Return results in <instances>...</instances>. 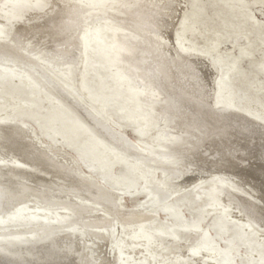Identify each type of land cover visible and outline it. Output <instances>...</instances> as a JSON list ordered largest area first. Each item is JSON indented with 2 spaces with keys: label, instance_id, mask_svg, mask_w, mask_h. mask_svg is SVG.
<instances>
[{
  "label": "rangeland",
  "instance_id": "obj_1",
  "mask_svg": "<svg viewBox=\"0 0 264 264\" xmlns=\"http://www.w3.org/2000/svg\"><path fill=\"white\" fill-rule=\"evenodd\" d=\"M13 1L0 0V122L4 125L13 122L26 128L41 146L55 145L63 149L72 156L74 163H78L79 173L84 178L97 182L100 187L117 191L119 197L117 207L113 206L117 209L107 205L100 207L87 201L84 194L67 196L60 190H55V195L64 198L63 204L61 201L53 208L42 203L19 204L11 210L13 212L0 216V254L12 255L4 250L7 244L45 243L59 234H81L84 252L95 264L97 238L87 228L88 215L81 210L82 204L86 203L97 207L99 215L110 220L112 226L104 231H107L110 244L107 249L117 254L120 264H261L260 260L264 261V226L257 225V218L252 220L250 214H245L249 226L242 228L243 222L216 208L213 201L218 200L217 189L222 184L220 179L232 178L234 183L245 185L246 190H236L253 202L256 200L251 198L249 192L254 195L255 185L264 184L262 181L258 183L254 176L247 182L237 176L256 162L261 167L260 173L264 171V0H248L250 3L245 9H240L232 0H199L211 26L208 30L202 18H196L199 26L193 30L194 20L189 16L196 8L201 10L199 4H194L196 0H18L16 7ZM39 2L48 3L49 13L31 9ZM165 3L178 7L179 18L174 20L173 25L163 21V16L171 13ZM52 4L53 8L50 9ZM246 15L250 17L247 19ZM219 16L241 26L244 31L220 40L214 49L213 44L220 31ZM15 21L19 22L18 25L28 24L33 28L20 27L17 37H14ZM111 28H119L130 37L131 42L123 53ZM247 33L253 42L250 50L254 62L249 55L241 56L247 47ZM144 38L152 43L141 45L139 42L145 41ZM237 57L240 58L239 69L244 76L234 77L231 72L232 83L229 86L220 84L228 75L231 62ZM87 61L89 66L86 65ZM100 65L112 66L111 87H121L124 97L137 94V98L122 107L109 101L98 107L85 78L96 74ZM75 66L80 68L76 70ZM170 70L176 77H185L192 83L196 100H184V90L180 91L177 85L171 83ZM60 88L75 98L80 107L103 119L111 131L148 158L153 164L150 175L145 169L132 168L131 160L126 157H115L113 153L118 151L116 145L109 144L108 140L103 141L108 144V149L99 152L96 145L101 137L93 139L84 122H80V129L74 131L70 119H79L64 105L68 99ZM247 88L249 92L244 96ZM247 99L254 101L253 107ZM232 108L244 118L228 120L231 122L225 120V123L220 122L225 125H218V114L215 112ZM54 110L64 111L65 115ZM66 112L70 113L71 118ZM222 117L223 114H220L219 118ZM256 122L258 127H254ZM219 126L224 130L217 128ZM139 127L143 128L144 138L136 133ZM204 131L210 132L202 136ZM199 140L204 141L199 152L225 150L233 166L224 160L210 167L205 178L207 183L199 181V178L182 195H149L151 180L153 184L165 185L169 177L158 169L160 164L155 163L157 158L152 151L158 153L160 148H171L162 152L166 157L160 158L169 167L175 158L180 157L175 153V148H186L190 142ZM9 164L0 162V167L9 170ZM86 165L96 169L98 175ZM184 165L189 166L187 162ZM19 166L25 167L21 162L14 163L13 167L18 169ZM191 169L194 171L198 168ZM256 194L264 199L261 190ZM229 202L239 205V209H245L238 201L230 198ZM256 205L264 206L260 203ZM116 210L152 215L147 224L144 222L148 242L146 240L140 245L144 251H151L148 259L141 255V258L125 255L120 248L123 230ZM260 211L258 209L257 212ZM261 215L264 216V212ZM17 223L27 228L12 231L10 226H6ZM73 224L75 227H65ZM34 226L39 229H31ZM137 236L140 235L135 233L134 237ZM136 243L133 246L138 248ZM191 251L193 253L188 256L189 259L182 257ZM158 255L161 256L160 263L152 258ZM14 256L18 257L19 254Z\"/></svg>",
  "mask_w": 264,
  "mask_h": 264
},
{
  "label": "bare ground",
  "instance_id": "obj_2",
  "mask_svg": "<svg viewBox=\"0 0 264 264\" xmlns=\"http://www.w3.org/2000/svg\"><path fill=\"white\" fill-rule=\"evenodd\" d=\"M232 1H234L233 3L235 5L240 6V9H242V8L245 9L246 5L249 6V3H250L248 0H232ZM16 2H18V0L13 1V4H15L14 5L15 7L17 6ZM194 4H199L202 11L200 10V8L197 9L195 7L196 8L195 12L193 13V15L189 16V17H191V19L194 20V24H193L194 29L193 30L197 29L199 26L198 23L196 22L197 21L196 18H199V20L202 18L203 19L202 23L204 25H207L206 26L207 30L210 29L211 26L208 24L209 20L207 19V16H205L204 7L201 6V3L199 0H196L194 2ZM165 5H167L169 7V11H171V13L170 14L168 13V14H166V16H163V19H164L163 21L164 22L166 21L170 25H173L174 20H176V18L178 17L177 16L178 11H179L178 7H175L171 3H165ZM48 6H49L48 3H46V2H39L34 7H32L31 9L34 10V12L49 13L48 12L49 11ZM230 7H233V6H230ZM51 8H53V4L51 5L50 9ZM238 9H239V7H238ZM34 14H36V13H34ZM245 14H243V15H245ZM249 17L247 16V19ZM222 18H221V22L219 25V27H220L219 34L217 36L215 43L213 44L214 49H216L217 44L220 40L225 39V38H230L233 35L242 34L241 32L244 31V29L241 26H237V24L234 25L232 22L226 21V20H224L225 18H223V19ZM13 19H17V17H14ZM186 19H188V17ZM17 22L18 21H15V23H14V25H17L15 27L16 30L14 33V37L17 34V30L21 29L20 27L26 26L29 29L33 28L32 26H30L28 24L18 25V23L19 22L21 23L22 20L19 21L18 23ZM77 24H78V21H77ZM26 29L27 28H25V30ZM110 30L113 31V37L119 41L120 48H121L122 53H123V50L126 48V45L129 44V42H131L130 37H128V35L125 34V32L123 30L121 31V29H119V28L118 29L117 28L116 29L111 28ZM25 32H27V31H25ZM65 37H66V34H65ZM144 40L145 41L142 40L139 43L141 45L142 44L146 45V43H148V42H150V44L152 43V41L150 39L144 38ZM245 40L247 43V47L245 50L242 51L241 56H248L249 55L250 58L252 59V61L254 62V60L252 58L253 55H252V52L250 50L251 46H253V44H252L253 42H252V38L249 35V33L245 34ZM41 42H43V41H41ZM39 44H41V43H39ZM39 48H40V46H39ZM2 51H3V49H2ZM145 51H146V49H145ZM1 55H2V53H1ZM7 57H9V56H7ZM19 58L21 59V57H19ZM229 58H231V57H229ZM237 58L231 62L230 66L228 68V75L226 76L225 79H223L221 81L220 84L225 85V86H229L230 85L229 83H232L231 77L229 74L231 72L234 73V74H232V76H234V77L235 76H237V77L244 76L243 72L239 69L240 58H238V59ZM15 59H16V57H15ZM145 59L144 60L147 61L146 57H145ZM68 62H70V61H68ZM86 65L89 66L88 61H87ZM109 66L110 65H108V66H106V65L101 66L100 65L99 68L96 70V74L90 75V76L85 78V82H86L88 89L91 90L92 95H94V98H96V100H97V106L98 107L102 106V104H104L105 101H109L112 105H116L119 107L124 106V104H126L127 102H133L134 99L137 98V94H129L128 96L124 97V94L122 92L121 87L115 88V87H111L109 85V81H110L109 79L111 78L110 76L112 74V71H111L112 66H110V67ZM76 68L78 69L80 67L75 66L74 69H76ZM146 69L148 70L149 68H146ZM70 73L72 74V72H70ZM171 74H172L171 78H170L171 83H174L175 86L177 85L178 88H180V91L184 90L182 93L184 100H190L192 98L194 100H196L197 96L195 95V89H194L192 83L189 82L185 77L184 78L183 77L181 78L178 76L176 77V75L172 71H171ZM72 78H74V77H72ZM94 78H96V79H94ZM147 78H148V76H147ZM181 87H183V88L181 89ZM217 87L220 88L221 85L220 86L217 85ZM47 88H48V86H47ZM248 88L244 90V96H245V94H247L249 92ZM62 90H63V92H62ZM60 92H62V94H64V97H66L68 99L67 100L68 102H65L64 101L65 98L63 97L64 99H62V100H63V102H65L64 105L67 106L68 110L71 111V113L74 112L73 114H76L78 117V118L77 117L76 118L79 119V120H75L74 119L75 117L73 116L74 118L72 120V118L70 117L71 116L70 113L68 114V112H66V115H68L69 118H71L70 120L74 124L73 125L75 127L74 131H77L80 129V124H81L80 122H84L86 124V126L88 127L89 131L91 132L93 139H95L96 137H101V139H98L99 144L96 145V148L98 149L99 152H104V149H108V147H109L108 144L103 142L105 140L106 141L108 140L109 144L116 145V149L118 151L116 153H113V154H115V157H117V155H121L122 157H126L127 159L131 160L130 161L131 164L133 162L135 163L133 165L130 164V166H133L132 168H135V166H136V167H139L140 170H141V168L145 169V170H147V175L148 176L150 175V173L152 171L151 167L153 166V164H151V161L148 158H146L140 152H138L137 149L133 145H130L126 140L119 137V135H117L115 132L111 131L109 129V127L105 124L103 119H100L94 113L88 111V109L85 110L84 108L80 107V105L78 104V101L75 98H72V96L67 91H65L64 89H61ZM60 92H58V93H60ZM62 96L63 95H61V97ZM140 98H142V96ZM219 98H221V97H219ZM145 100H148V98H145ZM246 101L249 102L250 104H252V107L254 106L253 100L247 99ZM184 107H185V105H184ZM54 111L56 113H59L60 115H63V114L65 115L64 111H58V110H54ZM191 111H193V109H191ZM215 114H218V116H216L218 118V121H219V123L217 122L218 125H225V124H223V123H225V122H223L225 120L227 122L228 120H236V119L244 118L243 116H241L240 113L235 111V108L234 109L233 108L232 109H226L225 111H222L221 113L215 112ZM220 114L221 115L223 114V116H224V117H222V119L219 118ZM184 118L187 119V117H184ZM220 122H223V123H220ZM228 122H231V121H228ZM233 123L238 124L235 121ZM254 124H255L254 127H258L257 122ZM177 127H179V124ZM217 128L220 129L221 126H219ZM217 128H215V129H217ZM221 130H224V129L221 128ZM210 131H204V134L202 136H206ZM225 131H227V130H225ZM28 132L29 131L26 128H21L18 124H15L13 122H8L5 125L2 123L0 124V162H5L7 164L11 163V164H9V167L11 166L9 168V170H5V169L3 170L0 167V216L1 215L5 216L11 210H13L14 207L19 206V204H22V203L25 204V202H28V203L33 202L36 204L42 203V205H44V206H47V207L51 206L53 208L54 205H56V204L58 205V203L60 204L62 199H64L61 196L60 197L56 196L55 190L56 191L60 190L62 194H66L67 196H68V194H70V196L72 194H84L87 201H92V202L98 204L100 207L102 205H107V206L112 207V208H114L113 206L117 207L116 203H117V200L119 197V193H117V191L108 190L106 188L100 187V184H98L97 182H95L91 179H88V178H84L81 175V173H79L78 163H74L72 161L73 158L69 153H66L65 151L63 152V149H60V148L56 147L55 145L41 146L40 142H38V140H36V138L33 137L32 132H29V133ZM97 132H100L102 134V136ZM136 133L138 135H140L141 138L145 137V134H144L142 127L137 128ZM232 136H234V134ZM233 139H234V137H233ZM233 139L231 140V142L234 141ZM235 140H236V137H235ZM203 142H202V140L201 141L200 140L199 141H192L188 144V146L186 148L185 147L175 148L174 149L175 153L179 154L180 157L175 158L174 162H172L173 164H171V166H169V167H167L166 162L164 160H160V158L166 157L164 155V153H162V152H165L166 149H171V148H167V147L160 148L158 153H155L152 151L153 155H155V157L157 158L155 163L160 164L158 169H161L163 171V173L168 174L167 176H169V177L166 178L167 181H166L165 185L153 184V181L151 180L150 184H151L152 190L148 191L147 193L149 195H152V197L154 195H161V196L171 195V194L182 195V194L186 193L187 191H189V188L192 187L194 185V183L197 182L196 180H198L199 178H200L199 181H204V183H205L207 181V179L205 180V178H207V172L209 171L210 167H212L214 165L216 166L218 163H220L224 160H226L228 163L230 162L229 161V155L224 153L225 150H224V152L223 151L222 152L217 151L215 153H207V150L199 152L200 147H201ZM100 145H102L103 147ZM162 149H163V151H161ZM216 154H217V156H216ZM109 158L113 159L114 157L109 156ZM17 162H21L22 165H24L25 167L19 166L18 169H15L13 166H14V163H17ZM185 162L188 163V165H189L188 167L186 165H184ZM257 164H258V162H256L254 165H251L247 168H244L242 171H240V173L237 176H239L241 178V180H243V181L245 179V182H247L248 179H251V178L253 179V176H254L256 178V180H258V183H259V181H262L264 183V174H262L264 171L262 173H260L261 167H259V165H257ZM138 165H140V166H138ZM230 165L233 166V164H230ZM255 165H257L256 168H255ZM192 167H197L198 169L193 171V169H191ZM88 168L94 173H96V171H97L95 168H94L95 170H93V168H91V167H88ZM183 169H188V170L184 171ZM233 170L236 171V168H234ZM249 171H252V173H250ZM195 175L198 176V178H194ZM168 178H169V180H168ZM101 179L106 183L104 178L101 177ZM220 180H222V184L219 186V189H217V190H219L218 191V198H217L218 200L213 201V204L215 205V207L216 208L219 207L220 210L227 212V215L230 216L231 218H233V219L237 218L241 222H243L244 226L242 228H244L245 226H249V222H248L247 218L245 217L246 216L245 214H250L252 220H254V218H257V222H258L257 225H260L261 227L264 226V216L261 215L264 212V211L261 212L264 209V206L259 207L258 205H256L258 203L264 204V199L262 200L256 194L261 190V192L264 195V184H263V186H261L259 184L255 185V187H254L255 192L254 193L256 195L255 194L253 195L251 193V191L249 192L251 195V198L256 200V202L255 201L253 202L250 199H247L246 197L244 198L242 195L238 194V191L236 190V189H239L240 191H242L243 189L246 190L247 188L246 189L244 188L245 185H243L239 182L234 183V179H232V178H229V179L226 178V179H220ZM256 180H254V181H256ZM227 181H230L231 183H226ZM231 185H233V187H231ZM195 189L196 188H194V191H195ZM202 189H204V188H202ZM202 192H205V191H202ZM205 193H207V192H205ZM198 194L200 196L203 195L201 193H198ZM207 196H209V193L206 194V197ZM73 197H75V196L73 195ZM78 198H80V197H78ZM230 198L232 200H234L235 202L238 201V203L240 205H242L245 209H239V205H236V204L231 205L229 202ZM71 200H73V199H71ZM72 202H74V201H72ZM62 204H63V201H62ZM225 206H227V208H224ZM73 207H75V206H73ZM97 209H98L97 207L90 206L89 204H86V203H83L81 206L82 212H84V214L88 215V217L86 218V222H88L87 228H89L92 232H94L93 234L97 238V245H96L97 246V248H96L97 262L95 264H120V261H119L117 254H112L107 249V246L110 244H108L107 231L106 232H104V231L112 226V225L110 226V220L99 215ZM258 209H259V211H260V209H262L260 211L261 213L257 212ZM11 212H13V211H11ZM117 213H118L119 217L121 218L120 219V223H121L120 227L123 230V234H122L120 248L122 250H124V252H125L124 254L128 255V256H132L134 258H139L141 255L145 259H148V257H149L148 254L151 251H149V252L144 251L145 250V249L143 250L144 247L141 248V246L143 244L142 242L147 240V238H146L147 236L144 233V231H145L144 222H146V224H147V221L150 218H152V215H147V214L145 215V214H141V213H138V214L124 213V212H120L119 210L117 211ZM153 219H155V218H153ZM6 226H10L12 231H15V230L20 229V228L23 229L26 227L24 225L22 226L21 223L9 224ZM65 227L71 228V227H75V225L73 224V225H68ZM251 227H254V226H251ZM31 229L37 230V229H39V227L34 226ZM23 231H21V232H23ZM26 231H28V230H25V232ZM15 233H17V231ZM80 233H82V232H80ZM135 233H138V235H140V236L134 237ZM242 233H244L243 230H242ZM258 233H259V231H258ZM81 238H82L81 234L75 235V234L63 233V234H59L57 236H54L52 239H49L45 243H34V244L24 243V244H13V245L7 244L4 246L5 247L4 250H5V252L11 253L12 255L10 256L7 253H5L3 255L0 254V264H92L88 258V255L85 254V252H84V247H83L84 244H81V240H82ZM91 241H93V240H91ZM187 241H188V239H187ZM136 242H138L139 244H137ZM146 242H148V240ZM83 243H86V242H83ZM135 243L137 246H139L138 248L133 246V244H135ZM153 246H155V245H153ZM174 247H175V245H174ZM86 250H88V249H86ZM109 250H110V248H109ZM184 251H185V249H184ZM191 253H193V251H191L187 254L185 253V255H183L182 257H184L187 260V259H189L188 256ZM14 254L15 255L19 254V256L16 257V256H14ZM176 255H177V253H176ZM159 256L160 255H158V257H152V258H154V260L156 262L160 263L159 262ZM14 257H16V258H14ZM173 260H175V259H173ZM166 261H168V260H166ZM260 262H261V264H264V261L262 259L260 260ZM129 263H131V261Z\"/></svg>",
  "mask_w": 264,
  "mask_h": 264
},
{
  "label": "water",
  "instance_id": "obj_3",
  "mask_svg": "<svg viewBox=\"0 0 264 264\" xmlns=\"http://www.w3.org/2000/svg\"><path fill=\"white\" fill-rule=\"evenodd\" d=\"M97 133H99L101 136H102V134L100 133V132H97ZM140 136V135H139Z\"/></svg>",
  "mask_w": 264,
  "mask_h": 264
}]
</instances>
